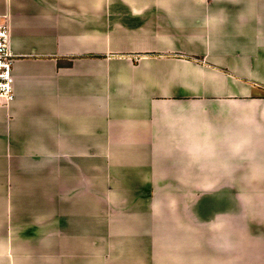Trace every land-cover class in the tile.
Returning a JSON list of instances; mask_svg holds the SVG:
<instances>
[{
    "label": "crops",
    "instance_id": "obj_1",
    "mask_svg": "<svg viewBox=\"0 0 264 264\" xmlns=\"http://www.w3.org/2000/svg\"><path fill=\"white\" fill-rule=\"evenodd\" d=\"M0 14V264H264V0Z\"/></svg>",
    "mask_w": 264,
    "mask_h": 264
},
{
    "label": "built area",
    "instance_id": "obj_2",
    "mask_svg": "<svg viewBox=\"0 0 264 264\" xmlns=\"http://www.w3.org/2000/svg\"><path fill=\"white\" fill-rule=\"evenodd\" d=\"M15 61L9 15L0 14V100L12 102L16 97Z\"/></svg>",
    "mask_w": 264,
    "mask_h": 264
},
{
    "label": "trees",
    "instance_id": "obj_3",
    "mask_svg": "<svg viewBox=\"0 0 264 264\" xmlns=\"http://www.w3.org/2000/svg\"><path fill=\"white\" fill-rule=\"evenodd\" d=\"M71 64V63H70Z\"/></svg>",
    "mask_w": 264,
    "mask_h": 264
}]
</instances>
